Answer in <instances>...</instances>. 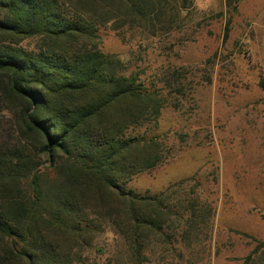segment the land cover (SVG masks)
<instances>
[{
    "label": "trees",
    "instance_id": "obj_1",
    "mask_svg": "<svg viewBox=\"0 0 264 264\" xmlns=\"http://www.w3.org/2000/svg\"><path fill=\"white\" fill-rule=\"evenodd\" d=\"M192 1L0 0V264H78L104 228L135 262L168 240L191 205L125 188L165 160L149 133L164 100L99 44L104 29L162 33Z\"/></svg>",
    "mask_w": 264,
    "mask_h": 264
},
{
    "label": "rangeland",
    "instance_id": "obj_2",
    "mask_svg": "<svg viewBox=\"0 0 264 264\" xmlns=\"http://www.w3.org/2000/svg\"><path fill=\"white\" fill-rule=\"evenodd\" d=\"M99 48L164 100L149 133L165 160L126 190L191 207L139 262L104 228L78 264H264V0H193L162 33L104 29Z\"/></svg>",
    "mask_w": 264,
    "mask_h": 264
}]
</instances>
